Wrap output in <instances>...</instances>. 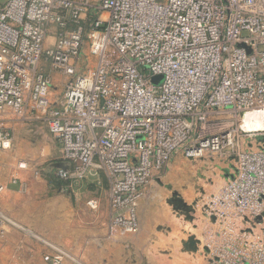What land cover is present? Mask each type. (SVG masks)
Here are the masks:
<instances>
[{
    "label": "built area",
    "instance_id": "built-area-1",
    "mask_svg": "<svg viewBox=\"0 0 264 264\" xmlns=\"http://www.w3.org/2000/svg\"><path fill=\"white\" fill-rule=\"evenodd\" d=\"M255 110L264 0H0V151L14 146L13 122L45 124L64 191L107 176L110 236L140 232L145 188L177 154L226 152L236 169L214 196L210 264H264V140L246 147L264 130L242 124ZM12 227L41 242L47 264H91L0 210V235Z\"/></svg>",
    "mask_w": 264,
    "mask_h": 264
},
{
    "label": "rangeland",
    "instance_id": "rangeland-1",
    "mask_svg": "<svg viewBox=\"0 0 264 264\" xmlns=\"http://www.w3.org/2000/svg\"><path fill=\"white\" fill-rule=\"evenodd\" d=\"M242 46L248 54L253 53L252 47L246 44ZM55 77L56 88L60 92L63 78L59 74ZM162 79V76H154L152 81L158 84ZM257 123H264L263 115ZM12 125L14 146L10 150L0 151V182H8L17 173L15 171L19 169V164L27 162L28 166L20 170L28 180L29 187L21 195L28 198L31 219L48 226L49 215L45 214L51 209V202L57 205L54 193H59L53 185L52 188L43 187L37 176L38 172L44 177L54 174L61 162V149L47 126L41 122L16 121ZM33 128L37 137L29 139L27 143L24 141L25 134ZM258 138L252 139V144L247 143L246 147L257 148L260 140H264L262 136ZM235 169V155L226 152L194 159L177 154L171 165L146 186L141 199L144 209L140 210L143 227L137 234L110 236L108 232L101 231L106 227L103 220L109 212V199L106 210L101 205L99 209H92L87 199L83 203L70 199L69 208L65 198L61 201L64 210L62 230L35 233L44 237L57 233L63 241L81 243L82 256L91 264H210L205 234L216 222L214 196ZM45 190L47 195L44 194ZM66 195L63 193L62 197H68ZM11 207L7 190L0 192V208L7 212L6 208ZM249 225L255 223L241 220L237 226ZM90 228L95 229L93 235ZM5 235L7 233L0 235V238ZM27 240L31 257L42 256L44 248L41 242L31 236Z\"/></svg>",
    "mask_w": 264,
    "mask_h": 264
},
{
    "label": "crops",
    "instance_id": "crops-1",
    "mask_svg": "<svg viewBox=\"0 0 264 264\" xmlns=\"http://www.w3.org/2000/svg\"><path fill=\"white\" fill-rule=\"evenodd\" d=\"M34 127V126H33ZM40 131L41 129L38 128ZM35 129L29 130L25 134V139L27 143L29 142V139L37 137L35 134ZM38 139V138H37ZM58 144V143H57ZM41 146V145H40ZM58 146L61 149L60 144ZM65 163L61 159V162L56 167V170L54 174L52 173V176H43L41 172H38L37 178L39 179V183H42L43 187L45 188H52L53 186L56 187V191L59 194L54 193V198L57 201V205L54 204V201H52V198L50 196V202L52 206H50L49 212H46L47 217V224L48 226H42L40 223H38V220H33L30 217V209L31 207L28 205V198L25 196H22L21 193H26L28 191V180L23 177L21 174L22 168H17L15 174L12 175L11 179L8 182H0V184L4 185V190L0 192H4L7 190L8 198L11 199L12 206L11 208H6L7 212L0 208V210L5 213L7 216L12 218L14 221H16L18 224L23 226L24 228L28 230H32L33 232L37 231H47V232H57L62 230L63 226V205H61V201L65 198L67 202V206L70 208V199L71 200H77L81 203L84 202V199H87L88 202L91 198H98L100 200V205L103 207V209H108V189H109V180L105 173H101L100 177L90 176L86 180H83L72 190H63L64 182L61 181L57 177V172L60 166L64 165ZM26 165L28 166V163L26 162ZM25 169V168H24ZM39 171V170H38ZM14 178H18V181L16 183L13 182ZM54 183V184H52ZM49 184V185H48ZM53 185V186H52ZM53 190V189H52ZM54 191V190H53ZM45 195H47V191H44ZM52 192V191H50ZM67 194L68 197H62V194ZM53 194V193H51ZM50 195V194H49ZM53 197V196H52ZM100 208V207H99ZM144 209V202L140 200L139 202V212ZM74 215H76V212H73ZM107 216L104 217L103 224L106 226L107 222ZM141 219V228L143 227L142 217L140 215ZM73 228V227H72ZM92 235L95 233L94 228H90ZM74 231V228L73 230ZM101 231L108 232L107 227H104ZM141 231V230H140ZM38 234V233H37ZM30 238L29 235H27L23 230L19 228L12 227L7 235L5 237L0 238V264H47L44 259L43 255L32 258L30 255L29 246L27 245V239ZM46 238L52 240L55 243H58L68 249H72L74 252L82 255L81 252L83 250V245L81 243H74L69 241H63L61 239L60 234H53V235H46ZM44 248V247H43ZM82 249V250H81ZM44 252V250H43Z\"/></svg>",
    "mask_w": 264,
    "mask_h": 264
},
{
    "label": "bare ground",
    "instance_id": "bare-ground-1",
    "mask_svg": "<svg viewBox=\"0 0 264 264\" xmlns=\"http://www.w3.org/2000/svg\"><path fill=\"white\" fill-rule=\"evenodd\" d=\"M264 116L263 112L252 111L249 112L243 119L242 124L243 127L249 131H261L264 130V123L258 124V118Z\"/></svg>",
    "mask_w": 264,
    "mask_h": 264
},
{
    "label": "water",
    "instance_id": "water-1",
    "mask_svg": "<svg viewBox=\"0 0 264 264\" xmlns=\"http://www.w3.org/2000/svg\"><path fill=\"white\" fill-rule=\"evenodd\" d=\"M214 219H215V217H214Z\"/></svg>",
    "mask_w": 264,
    "mask_h": 264
}]
</instances>
